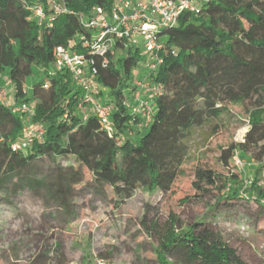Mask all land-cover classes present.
I'll return each mask as SVG.
<instances>
[{"label": "trees", "instance_id": "1", "mask_svg": "<svg viewBox=\"0 0 264 264\" xmlns=\"http://www.w3.org/2000/svg\"><path fill=\"white\" fill-rule=\"evenodd\" d=\"M41 1L0 0V84L13 81L12 102L34 103L33 121L46 129L43 138L26 150H13L12 143L22 136L24 118L0 103L1 191L16 195L29 190L37 195L51 181L49 201L61 209L68 208L67 195L84 183L86 174L92 181L85 185L91 184L96 193L106 194L107 186L112 189L116 206L138 190L152 195L172 192L196 129L225 114L229 103L249 102L250 128L245 139L224 148L221 160L229 167L237 151L258 150L260 165L250 176L251 184L244 185L248 175L238 171L224 181L211 169L197 168L194 186L203 189L219 182L223 189L231 184L227 198L239 200L247 195L262 202L264 0H208L199 13L182 14L166 30L176 54L165 55L154 76L165 92L156 98L150 118L131 113L123 103L133 69L142 59L141 50L129 47L112 58L109 67L95 77L106 90H101V95H107L104 101L116 105L112 132L102 127L94 111L84 118L78 109L82 88L69 70H56L54 63L56 46L73 39L74 47L80 48L81 36L89 35L79 15L88 14L97 3L109 5V0H66L69 11L52 26L33 18V4ZM29 77H33L31 95L26 88ZM32 165L34 174L45 179L27 173ZM150 208L146 207L142 218L145 225ZM203 224L185 225L170 214L156 248L161 264H173L168 257L176 250L183 251L188 264H247L221 232Z\"/></svg>", "mask_w": 264, "mask_h": 264}, {"label": "rangeland", "instance_id": "2", "mask_svg": "<svg viewBox=\"0 0 264 264\" xmlns=\"http://www.w3.org/2000/svg\"><path fill=\"white\" fill-rule=\"evenodd\" d=\"M32 81L29 77L26 83L28 95ZM101 92L95 90L94 95L101 97ZM247 106L249 102L229 103L225 114L196 129L172 192L152 195L138 190L116 206L112 189L107 186L106 194L96 193L91 184L85 185L92 181L86 174L84 183L67 195L68 208L61 209L49 201L51 181L37 195L29 190L16 195L0 190V264H99L100 259L107 264H161L156 254L159 234L172 213L185 225L202 221L201 227L221 232L247 264H264V202L247 195L239 200L227 198L231 184L223 189L219 182L203 189L194 186L197 168L211 169L224 181L236 171L255 175L260 165L258 150L236 152L245 162L242 169L221 160L224 148L245 139L250 128ZM35 170L32 165L27 173L45 179L36 176ZM260 183L264 186V169ZM148 205L152 208L145 225L142 218ZM168 260L188 264L181 250Z\"/></svg>", "mask_w": 264, "mask_h": 264}, {"label": "built area", "instance_id": "3", "mask_svg": "<svg viewBox=\"0 0 264 264\" xmlns=\"http://www.w3.org/2000/svg\"><path fill=\"white\" fill-rule=\"evenodd\" d=\"M207 1L109 0V5L97 3L88 14H80L79 20L90 30L89 35L81 36L78 43L80 48L74 47L77 42L73 39L56 46L54 63L56 70H69L75 83L82 88L83 97L78 109L84 118L94 111L102 127L112 132L111 115L116 105L111 100L104 101L106 94L101 97L94 95L95 90H105L95 77L109 67L112 58L129 47H138L142 59L133 69L131 85L124 91L123 103L129 106L133 114L152 117L156 98L165 92L164 84L156 81L154 76L164 63L165 55L176 54L175 48L168 43L166 30L177 24L182 14L199 13ZM68 11L66 0H42L33 4V18L45 26H52L59 15ZM15 92L13 81L0 84V103L12 107L13 112L24 118L22 136L12 143L13 150L24 151L36 139L43 138L46 129L43 124L33 121L36 112L34 103L12 102L10 95ZM234 163L240 169L245 167L238 154L234 156ZM244 183L246 186L251 184L250 176ZM99 264L107 263L100 259Z\"/></svg>", "mask_w": 264, "mask_h": 264}]
</instances>
